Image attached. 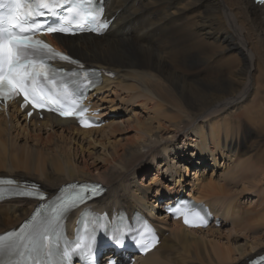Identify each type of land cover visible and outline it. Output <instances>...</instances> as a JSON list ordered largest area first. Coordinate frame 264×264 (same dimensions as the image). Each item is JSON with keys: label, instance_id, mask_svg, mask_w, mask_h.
I'll list each match as a JSON object with an SVG mask.
<instances>
[{"label": "bare ground", "instance_id": "obj_1", "mask_svg": "<svg viewBox=\"0 0 264 264\" xmlns=\"http://www.w3.org/2000/svg\"><path fill=\"white\" fill-rule=\"evenodd\" d=\"M104 7L114 19L104 36L49 41L85 68L115 74L89 99L107 123L82 131L51 115L27 122L12 105L0 115V178L39 183L49 196L69 183L102 184L107 191L92 205L99 211L158 218L160 244L137 264H246L263 255L264 8L253 0H104ZM115 82L142 114L109 120L101 94ZM180 194L206 203L220 227L189 230L164 218L163 206ZM35 205L0 204V234ZM229 225L234 232H223Z\"/></svg>", "mask_w": 264, "mask_h": 264}, {"label": "snow or ice", "instance_id": "obj_2", "mask_svg": "<svg viewBox=\"0 0 264 264\" xmlns=\"http://www.w3.org/2000/svg\"><path fill=\"white\" fill-rule=\"evenodd\" d=\"M261 3H264V0H261ZM90 5L91 0H0V100L22 96V108L29 104L34 108L42 107L55 101L61 106L59 109L49 108L50 111L58 110L62 116L75 115L83 126H90L89 121L81 115L87 109L76 103L77 92L80 91L79 79L70 81L73 85L71 90L64 87L62 91H53L47 87L48 84L54 85L58 76L63 85V70L53 69L50 61L60 59L73 64L79 62L68 55L55 52L44 41L34 38L36 33L41 31L53 34L67 32L72 26V21L79 20L82 15L86 23L96 21L99 10L92 9ZM89 15L92 16V21L88 20ZM106 26V23H101L99 28ZM71 75L79 78L81 72H73ZM95 76V70L83 71V78L87 81L85 88L95 83ZM65 100L69 101V104H64ZM70 105L75 106L71 110H65ZM2 183L15 182L0 181V184ZM69 187L79 190L70 196H58L59 203L52 214L45 215L37 211L19 231L0 235V264H68L76 250L88 248L90 251L91 244L82 245L80 241H76L75 248L68 246L62 255L59 253V224L64 213L86 203L99 191L98 185ZM61 192L63 193V190ZM15 194L44 198V193L40 191H18ZM3 198L0 196V200ZM182 209L174 211H181L186 224L190 223L189 215L203 220L201 214L191 205H183ZM123 236L122 231L115 232L112 236L113 242L119 245ZM137 244H140L139 240ZM260 260L264 261V257ZM109 264L118 262L109 261ZM253 264L257 262L253 261Z\"/></svg>", "mask_w": 264, "mask_h": 264}, {"label": "rangeland", "instance_id": "obj_3", "mask_svg": "<svg viewBox=\"0 0 264 264\" xmlns=\"http://www.w3.org/2000/svg\"><path fill=\"white\" fill-rule=\"evenodd\" d=\"M76 59V58H75ZM117 79V78H116ZM127 84H130V83H127ZM113 86L115 85V86H117V84H116V82H115V84H112ZM113 86H111L110 88L111 89H109V90H106L107 92H105V90L102 92V94H101V97L103 98V101L105 102L104 103V106L107 108V111H109V112H112L110 115H111V117H110V119L109 120H115V121H118V120H126V118H127V112H129V111H132L131 113L133 114V115H138V113L139 114H142V113H140L141 112V109L139 108V105H135V106H133L134 105V102L133 101H131V102H129L130 100L128 99V97H130V93L127 91V93H126V91L124 90V92H123V90H119V88L117 89V87H113ZM116 88V89H115ZM120 89H121V87H120ZM111 90V91H110ZM114 91V93L116 92V94H113V91ZM116 90V91H115ZM122 91V92H121ZM111 92H112V94H111ZM119 93V94H118ZM120 93H123V94H120ZM126 93V94H125ZM128 94V95H127ZM115 96V100H114V96ZM119 95V96H121V97H117V96ZM123 96V97H122ZM119 99V101H120V99H121V101L119 102L118 101V99ZM111 100V101H110ZM123 100H125L124 102H122ZM127 100H129V101H127ZM106 101H107V104H106ZM120 103V105L118 104V102ZM115 102V103H114ZM122 102V103H121ZM126 102H128V103H126ZM133 102V103H132ZM111 103H113V104H111ZM123 103H125V105H123ZM130 103L132 104V106L130 105ZM127 104H129L128 105V107H127ZM139 104V103H138ZM113 105V106H112ZM118 105H119V108H116V107H118ZM123 106V107H122ZM126 106V107H125ZM136 107V108H135ZM135 108V109H134ZM139 108V109H138ZM119 109V110H118ZM128 109V110H127ZM111 110V111H110ZM114 110V111H113ZM124 110V111H123ZM139 110V111H138ZM123 111V112H122ZM137 111V112H136ZM137 114H136V113ZM130 113V114H131ZM131 114V115H132ZM115 115V116H114ZM117 116V117H116ZM241 116V114L240 115H238V117H240ZM116 118V119H115ZM119 118V119H118ZM107 123V122H106ZM112 139H114V137L112 138ZM118 138H116L115 140H117ZM79 142H80V140H79ZM83 147L82 148H86V145H87V143H85V142H83ZM92 146V147H91ZM87 148H90V151H93L92 153H97L96 155H98V149L96 148V146H94V144L93 145H87ZM92 148H94L93 150H92ZM96 148V149H95ZM145 165L146 164H144V166L143 167H145ZM184 166H185V164H184ZM191 167H192V165H190ZM194 168H191L190 169V171L188 172V176H187V174L185 173V171H182V172H184L185 173V176L187 177V180L186 181H191V178H193L191 175H192V170H193ZM209 169V168H208ZM154 171L155 170H152V171H150L149 173H147V175L146 176H138L137 177V179H140V180H138V182L140 183L141 182V180H142V178L144 177V181L146 182V181H148L150 178H151V176L154 174ZM162 172H163V177L165 178L166 177V175L164 174V169H162ZM151 173V174H150ZM190 175V176H189ZM209 177H210V174L207 176V179H209ZM168 179V178H167ZM165 184L164 185H169V182H167V181H163ZM36 184H38L39 186H40V184L39 183H36ZM41 189V188H40ZM248 198H250V197H248V196H246V197H244V198H240L241 199V201H242V205H245V206H247V205H249L250 204V200L251 199H248ZM165 199V198H164ZM152 202H154L153 203V205H155V202H156V200L154 199ZM10 229V228H9ZM12 229V228H11ZM223 232H234V231H232L231 230V225H229V227H227V229H224V230H222ZM256 233H258L257 231H253V232H249L247 235H245V233L243 234H241V235H244V236H247V237H254V235L256 234ZM250 234V235H249ZM241 241V242H240ZM232 242L233 243H236V245H243V241H242V239L241 238H238V239H236V238H234V239H232Z\"/></svg>", "mask_w": 264, "mask_h": 264}, {"label": "trees", "instance_id": "obj_4", "mask_svg": "<svg viewBox=\"0 0 264 264\" xmlns=\"http://www.w3.org/2000/svg\"><path fill=\"white\" fill-rule=\"evenodd\" d=\"M187 166V165H186Z\"/></svg>", "mask_w": 264, "mask_h": 264}]
</instances>
